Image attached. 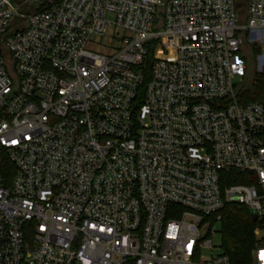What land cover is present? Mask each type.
<instances>
[{
    "label": "built area",
    "instance_id": "obj_1",
    "mask_svg": "<svg viewBox=\"0 0 264 264\" xmlns=\"http://www.w3.org/2000/svg\"><path fill=\"white\" fill-rule=\"evenodd\" d=\"M239 1L0 0V264H231L202 256L228 204L264 264V104L236 98L264 0Z\"/></svg>",
    "mask_w": 264,
    "mask_h": 264
},
{
    "label": "trees",
    "instance_id": "obj_2",
    "mask_svg": "<svg viewBox=\"0 0 264 264\" xmlns=\"http://www.w3.org/2000/svg\"><path fill=\"white\" fill-rule=\"evenodd\" d=\"M238 11L241 18H245V0H240ZM247 72L243 80L236 85V98L240 104L260 102L264 104V68L261 72L255 73L250 84L246 81L248 73V57L245 56ZM143 84L141 91L150 78L149 61L143 65ZM16 173L15 166L7 157H3L0 165V180L5 185H10ZM236 182H244V179L237 178ZM223 222V254L228 256L231 264H253V251L256 246L254 228L256 222L252 220V212L245 206L228 204L221 211Z\"/></svg>",
    "mask_w": 264,
    "mask_h": 264
},
{
    "label": "rangeland",
    "instance_id": "obj_3",
    "mask_svg": "<svg viewBox=\"0 0 264 264\" xmlns=\"http://www.w3.org/2000/svg\"><path fill=\"white\" fill-rule=\"evenodd\" d=\"M246 48V47H245ZM262 46L257 45L255 47H247L245 49V56L248 57L249 65H248V73L246 76V81L248 84L251 83L252 78L255 73H259L262 70H259L258 62H257V55L261 52ZM264 68V67H263ZM216 232L213 234V247L207 248L203 250L202 256L203 257H210L219 254H223V222L221 220H217L215 223Z\"/></svg>",
    "mask_w": 264,
    "mask_h": 264
},
{
    "label": "water",
    "instance_id": "obj_4",
    "mask_svg": "<svg viewBox=\"0 0 264 264\" xmlns=\"http://www.w3.org/2000/svg\"><path fill=\"white\" fill-rule=\"evenodd\" d=\"M256 219H257V216H256L255 214H253V215H252V220H253V221H256Z\"/></svg>",
    "mask_w": 264,
    "mask_h": 264
}]
</instances>
